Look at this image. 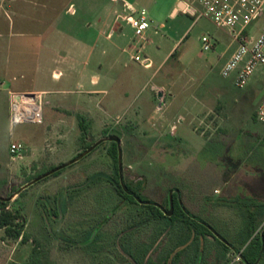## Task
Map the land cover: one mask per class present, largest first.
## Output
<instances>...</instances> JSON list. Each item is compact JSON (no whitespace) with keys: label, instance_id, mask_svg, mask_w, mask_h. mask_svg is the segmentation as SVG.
<instances>
[{"label":"rangeland","instance_id":"1","mask_svg":"<svg viewBox=\"0 0 264 264\" xmlns=\"http://www.w3.org/2000/svg\"><path fill=\"white\" fill-rule=\"evenodd\" d=\"M126 1L138 11L145 9L152 21L139 57L150 58L153 67L145 69L129 54L122 55L119 66L112 65L110 59L103 61L102 69L96 65V73L101 75L121 73L136 79L104 86L111 96L119 99L122 95L123 99L120 105L108 108V113H101L98 123H92L87 142L94 145L105 139L102 144L60 175L28 187L10 202V210L23 216L29 241L8 239L0 229V264H27L34 248L41 264H241L232 253L225 260L213 237L191 243L184 223L170 224L149 216L143 201L169 212L172 190H178L179 194H174L189 215L208 225L228 244L232 243L229 237L233 230L250 222L252 210L248 205H261V214L253 223L264 224V174H257L259 179L247 191L238 192L236 187V193L232 183L233 169L243 163L242 159L264 155V126L255 118L264 94V69L256 71L246 88L237 89L232 77L225 79L220 74L229 57L223 53L232 44L227 33L204 19L194 24L189 16L172 17L177 0ZM10 3L0 1L1 74L10 68L17 44H34V39H8L14 25L36 33L49 27L58 14L62 15L60 24L65 26L81 19L64 13L75 3L73 0L17 2L15 6L27 17L15 16ZM85 3L105 9L100 20L106 19L109 11L113 15L115 11L124 13L119 0ZM132 14L128 10L125 17ZM119 24L125 28L124 35L117 33L115 42L123 47L139 46L141 41L135 40L132 28L122 20ZM262 31L264 17L248 29L255 37ZM204 37L211 43L210 51L203 50ZM22 83L29 87L26 81ZM158 92L167 96L160 100ZM47 114L56 115L45 106L44 116ZM9 128L0 121L3 199L15 195L34 176L45 174L49 165H60L53 158L68 155L69 160L62 162L65 164L83 153L81 132L73 126L48 140L45 154L35 162L26 159L19 162L20 169L11 171V146L22 144L27 149L30 146L24 138L36 136L41 129L36 125ZM112 136L121 139L122 167L120 171L118 150V169L123 185L140 195L143 201L138 197L142 201L139 205L122 202L108 181L115 173L109 155L112 142L108 139ZM250 141L254 145H246ZM248 162L246 168H253V160ZM227 179L231 183L223 186L222 181ZM181 251V257L173 261ZM169 254L171 258L167 259Z\"/></svg>","mask_w":264,"mask_h":264},{"label":"crops","instance_id":"2","mask_svg":"<svg viewBox=\"0 0 264 264\" xmlns=\"http://www.w3.org/2000/svg\"><path fill=\"white\" fill-rule=\"evenodd\" d=\"M0 1H10V9L15 16L27 17L26 14L19 11L15 4L20 1L30 2L31 0ZM73 1L75 3H72L64 13L66 15L70 12L72 16L81 18L77 20L75 25L65 26L60 24L62 15L58 14L56 16L57 19L43 31L33 33L24 26H19L17 29L15 25L9 29L8 39L11 41L20 38L34 39V44L31 45L25 41L17 44L15 50L16 56L13 62L10 63V68L5 69L2 74L0 73V121L5 126L8 124L9 129H12L10 114L11 96L13 94L40 95L43 99L44 107L47 106L56 113L54 117H50L48 114L44 116L43 124L38 126L42 131L40 130L36 136L28 135L24 138L30 147L26 149L21 144L24 147V153L21 158H13L10 154V164L8 166L11 171L20 169L19 162H23L26 159L35 162L38 157H41L43 153L45 154L46 147L49 145L47 141L51 140L57 134L62 132L65 134L66 130L73 126H76L80 130L76 118L77 114L87 115L95 123H98L101 120V113H108V108L120 105L123 96L121 95L119 99L111 96L104 86H110L112 83L119 82V80L135 81L136 79L133 76H123L121 73L117 76L96 73L97 66L99 69H102L104 66L103 61L105 63L106 60L109 61L110 59L112 65L119 66L121 65L122 55L129 54L133 60L132 57L142 53L144 46L140 49V53H138V45L129 44L127 47H123L114 40L117 33L122 32V35H124L125 28L119 24V20H122L131 29L125 14L130 8L135 9L133 4L126 0H119L122 2L124 13L121 14L115 11L113 15L109 11L107 18L100 20L99 16L106 13L105 9H96L94 5L91 7L85 3H93L98 0ZM47 8L48 6H46ZM179 8L180 3L177 0L171 12L172 17L178 15L177 11ZM224 32L228 34V32ZM2 37L0 35V39ZM253 37L255 36L253 35ZM12 42H10L9 46L11 49H14ZM177 46L178 42L172 51ZM235 49L236 45L232 41L228 51L223 54H228L229 59ZM22 81H26L29 87H26ZM163 95L164 97L167 96L166 94ZM263 97L264 94L261 96L257 106H259ZM253 143L250 141L246 145H254ZM251 157V155H248L242 159L243 163L240 162L233 169L232 178L234 181L232 183L236 193V187H238V192L241 190L247 191L253 185V181L259 179L257 174H264V155L262 157L259 156V158L256 156L257 158L255 159ZM53 160H58L60 165H62L64 164L62 162L69 160V156L59 155V157H55ZM248 160H253L251 163L253 168H246L245 165L249 163ZM52 166L58 167L57 164H52L48 167ZM230 183L231 181L229 179L222 181L223 186L229 185ZM261 199H264V195ZM247 208L252 210V212H249V215L253 214L255 218L261 214V205L251 207L248 205ZM249 219L250 222L244 224L245 226L243 228L239 226L234 229L232 232L233 235L229 237L234 247L230 253L236 256L241 264H244L240 255L243 250L240 249L242 247L241 241L245 239L243 235L252 232L251 225L253 221L251 218ZM255 227L256 229L248 244L256 235L260 236L264 241V224L261 223L258 226L255 225ZM228 257L229 254H227Z\"/></svg>","mask_w":264,"mask_h":264},{"label":"built area","instance_id":"3","mask_svg":"<svg viewBox=\"0 0 264 264\" xmlns=\"http://www.w3.org/2000/svg\"><path fill=\"white\" fill-rule=\"evenodd\" d=\"M117 1V0H113ZM177 13L194 19V24L207 20L218 29L228 32L236 49L223 65L221 76L233 78L237 89H244L258 69H264V31L257 37L250 36L249 27L264 17V0H179ZM133 14L126 18L134 31L135 40L139 39L140 49L147 42V32L152 28V21L145 9L138 11L130 8ZM203 50L210 51L211 43L207 37L202 39ZM144 68L150 69L149 58L141 59L139 55L132 57ZM43 99L34 94H13L11 96L10 122L12 126L36 125L44 122ZM257 121L264 126V97L257 109ZM21 144L12 145L10 154L13 158L23 156Z\"/></svg>","mask_w":264,"mask_h":264},{"label":"trees","instance_id":"4","mask_svg":"<svg viewBox=\"0 0 264 264\" xmlns=\"http://www.w3.org/2000/svg\"><path fill=\"white\" fill-rule=\"evenodd\" d=\"M76 118L78 120L79 129L81 132V138H80V151L84 152L88 148H90L93 144H88V134L91 130L93 120L84 114H77ZM255 118L257 120V112L255 115ZM109 155L112 158L114 164H115V173L113 177H111L108 181L113 186L114 190L116 191L117 195L121 197L122 202H129L131 204L139 205L137 202L135 196L139 197L142 201L143 199L140 197V195L136 194V192L132 191L131 188L127 185V188L124 189L121 179H120V173L118 169V146L116 143H111V148L109 150ZM56 168V166L48 167L44 169V173L49 172L50 170ZM64 170V169H63ZM56 172L54 177L60 175L62 171ZM38 176V175H37ZM37 176H34L30 180H28L26 183L31 182L34 180ZM1 198V197H0ZM173 202H174V214L173 216H166L167 211L158 208L157 206L153 204H147V202L143 201V205L145 208L147 207L149 209V216H151L155 220L164 219L168 221L170 224H175V222L184 223V225L187 228V237L188 239H191V243L194 242H200L206 237H213L219 247L222 250V257L226 260L227 254H229L233 249V243H224L221 241L220 238L216 237L214 233L208 228V225L204 224L203 222H200L196 219H194L191 215L188 214L187 211L184 210V208L178 203V196L177 194L173 195ZM10 202L3 201L0 199V229L4 230L5 236L8 239L11 240H20L23 243H26L29 241L28 235L24 233V224L25 221L23 219V216L19 211H13L9 208ZM250 218L252 221H254L255 216L253 214H250ZM252 232L250 234L247 233L245 239L241 241L242 247L240 248L242 250L241 252V259L244 264H264V247H263V239L256 235L251 242L248 244L249 240L252 237V234L254 233L256 227L254 223L251 225ZM220 237V236H219ZM248 244V245H247ZM246 246V247H245ZM184 251H181L179 253H176L174 257L172 258L173 261L176 258H180ZM171 258V255L169 254L167 259ZM27 264H41V257H39L38 250L34 248L33 250V256L29 263Z\"/></svg>","mask_w":264,"mask_h":264},{"label":"water","instance_id":"5","mask_svg":"<svg viewBox=\"0 0 264 264\" xmlns=\"http://www.w3.org/2000/svg\"><path fill=\"white\" fill-rule=\"evenodd\" d=\"M158 98L161 100L163 98V93H159L158 94ZM110 142H114L117 144L118 146V150H119V168H120V171H121V139L117 138V137H110L108 139ZM105 141V139H102L100 141H98L97 143H95L92 147H90L88 150H86L85 152H83L82 154H80L77 158H74L72 159L71 161H69L68 163H65V164H62L52 170H50L49 172L43 174L42 176H39L37 178H35L34 180H32L31 182H29L27 185H25L23 188H21L15 195L11 196L10 198L8 199H3V198H0L1 200L3 201H7V202H11L15 196L19 195L23 190L27 189L28 187L36 184V183H39L41 182L42 180L54 175L56 172L58 171H61L65 168H68L76 163H78L79 161H81L83 158H85L88 154H90L92 151H94L100 144H102L103 142ZM120 178H121V183L123 185V178H122V174L120 173ZM124 186V185H123ZM125 188V186H124ZM126 189V188H125ZM174 193H177L179 194L178 190H172L170 192V211L168 213H166V216H171L172 213H173V209H174V202H173V194ZM136 200L138 203H142V201L137 197L135 196ZM209 228V227H208ZM211 230V228H209ZM212 231V230H211ZM214 235L218 238H220L215 232H213ZM221 239V238H220ZM222 242L226 243L223 239H221ZM227 244V243H226ZM264 244V243H263ZM264 247V245H263Z\"/></svg>","mask_w":264,"mask_h":264}]
</instances>
